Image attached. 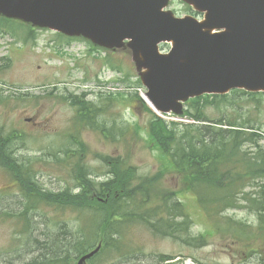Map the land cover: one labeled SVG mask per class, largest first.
Listing matches in <instances>:
<instances>
[{
    "label": "rangeland",
    "instance_id": "1",
    "mask_svg": "<svg viewBox=\"0 0 264 264\" xmlns=\"http://www.w3.org/2000/svg\"><path fill=\"white\" fill-rule=\"evenodd\" d=\"M169 8L180 16L189 13L188 6L181 0H171ZM17 25L21 36L8 35V32L0 36V168L9 167L19 174L23 184H29L26 177L23 178V173L28 171L34 183L32 187L41 192L37 195L27 192L26 197L25 192L15 186L0 191V264L41 262L55 253L68 251L82 234L93 240L99 237L95 236L89 217L99 210L98 202L105 201L93 200L88 193L83 198L92 206L77 208L59 206L53 199L58 200L59 195L81 196L79 184L84 172L98 185L123 166L124 170H133L130 171L133 178L149 182L145 187L157 188L160 194L169 195L168 206L178 199L182 207L174 212L171 221L159 222L158 230L145 221L125 223L121 245L111 252L101 250V245V252L85 264H264L260 242L245 234V243L232 248V240L237 237L236 227L225 224L227 218H232L252 228H256L257 221L261 226L258 210L251 207L226 208L220 213L211 210L213 222L218 220L222 225L221 229H215L195 194L186 187L184 175L169 165V158L161 156L157 143L149 139L150 107L136 85L140 70L127 46L112 54V68L103 59V51H90L86 38L78 37L68 43L49 29L34 27L35 38L25 41L24 27ZM127 75L129 77H123ZM102 92L120 97L107 111L105 107L100 117L101 126L108 127L109 131L104 135L99 125L90 129L83 126L79 131V122L78 127L73 126L78 113L66 98L75 96L99 103ZM231 100L220 110L215 105H207L206 114L216 120L221 118V112L235 110L237 113L238 110L237 115L249 118L255 125L254 131L261 135L251 144H245L243 150L264 152V96L254 100L242 94ZM172 117L181 120V115H167V118ZM112 158L122 159L116 163L117 168L112 166ZM14 176L0 170V188L14 183ZM246 181L247 192L254 193L264 187V178ZM68 190L71 193L67 194ZM43 194L50 198L45 201ZM26 201L29 203L24 204ZM159 202L151 200L149 203ZM159 206L162 205L153 209ZM170 213L171 210L163 208L158 212L160 217ZM184 220L185 224L188 221V230L183 226L186 231L173 235L164 232L171 230V225L177 229ZM41 243L52 253H42ZM79 258L67 264H77Z\"/></svg>",
    "mask_w": 264,
    "mask_h": 264
},
{
    "label": "water",
    "instance_id": "2",
    "mask_svg": "<svg viewBox=\"0 0 264 264\" xmlns=\"http://www.w3.org/2000/svg\"><path fill=\"white\" fill-rule=\"evenodd\" d=\"M186 1L207 10V20L174 17L162 10L168 0H0V14L105 46L131 38L148 96L162 111L181 113V101L206 92L264 89V0ZM165 40L174 43L169 54L158 50Z\"/></svg>",
    "mask_w": 264,
    "mask_h": 264
},
{
    "label": "trees",
    "instance_id": "3",
    "mask_svg": "<svg viewBox=\"0 0 264 264\" xmlns=\"http://www.w3.org/2000/svg\"><path fill=\"white\" fill-rule=\"evenodd\" d=\"M20 29L14 22L0 17V35H16ZM237 91V90H236ZM251 99H256L264 94L250 93ZM214 101L209 97H198L191 100L186 114L198 123H168L162 118L153 115L152 120L148 124L149 139L157 143L159 154L169 160L171 167H176L179 174L184 175L185 185L193 194L206 212L208 218L213 222L214 215L211 210H217L219 213L226 208H256L260 216L262 224L257 221L256 228H252L245 222L227 218L225 224H231L236 227L237 237L233 238L232 248L237 245L244 244L245 234L249 238L257 239L261 248L260 253L264 251V187H259L254 193L246 191L249 187L247 179L264 178V152L260 149L254 153L250 150H243L245 144L254 142L256 137L260 135L254 132L255 126L250 124V119H244L243 114L237 115L233 112H221L222 116L218 119L209 117L207 105H215L219 110L222 105L231 103V99L225 96H213ZM72 103L79 105L81 109L80 117L77 118L87 124L94 123L99 119L101 106L79 97L71 96ZM114 100H120L119 96H114ZM0 99H2L0 97ZM240 99V98H239ZM95 108L92 111L90 108ZM98 110V111H97ZM96 111V112H94ZM150 141V140H149ZM110 159L109 157H106ZM112 166L116 167V163L122 161L121 158H112ZM125 162L122 163V166ZM124 167V166H123ZM123 167L117 168L115 173L112 172L111 178L104 182L94 185L91 180L84 174L82 175L80 189L81 196L77 194L59 195L57 201L59 206L71 205L77 208H90L92 204L83 195L88 193L97 194V197L103 198L105 202L99 203V210H95L89 217L92 220V229H95V237L88 239L85 234L81 238L74 241L68 251L55 253L49 256L48 260L39 262L33 261V264H67L73 258H78L102 241L103 251L111 252L115 247H119L120 239H122L123 229L127 224L135 221H145L154 230L158 224H166L164 220H170L175 216L174 212L180 210L181 204L174 202L172 206H168L167 197L169 195L159 193L157 188L145 187L149 182H141L140 178H133L130 171L124 170ZM145 181H148L145 179ZM248 181V182H249ZM139 182L138 185H133ZM34 193L38 192L35 187ZM71 193L70 190L66 191ZM172 195V194H171ZM162 196L161 199L159 197ZM42 199L47 201L50 196L43 194ZM92 199V197H91ZM97 200V199H93ZM151 200L161 202L151 205ZM99 201V200H98ZM50 202V201H48ZM52 202V201H51ZM92 202V201H91ZM54 203V202H53ZM246 203V204H244ZM81 204H84L81 206ZM157 205L159 206L155 209ZM103 207V208H102ZM171 210L169 216L160 217L158 212L161 209ZM153 209V210H152ZM155 213L152 215V213ZM177 213V212H176ZM93 215V216H92ZM126 219V220H125ZM179 222L177 229L173 225L171 230L164 231L170 235L182 232L186 228L188 230V221ZM215 229H221V223L216 220ZM125 224V226H124ZM186 226V228H183ZM158 230V229H157ZM199 240L201 237L198 238ZM48 241V240H47ZM72 242V241H71ZM70 242V243H71ZM47 243V242H46ZM251 252L250 246L246 247ZM42 253L51 254L48 246L41 243ZM100 250V252H101ZM96 256V255H95Z\"/></svg>",
    "mask_w": 264,
    "mask_h": 264
},
{
    "label": "flooded vegetation",
    "instance_id": "4",
    "mask_svg": "<svg viewBox=\"0 0 264 264\" xmlns=\"http://www.w3.org/2000/svg\"><path fill=\"white\" fill-rule=\"evenodd\" d=\"M0 151H2V147L1 146H0ZM0 170L2 171V168H0ZM24 177H26L25 179L29 181V184H23L22 182H20V179H19L20 176H19V174H17V177L15 178V181H14V183L11 186H13V187L15 186V187H18L19 189L23 190L25 192L26 197H28L29 195L27 194V192L29 194L31 193L30 187L32 185L31 179L28 178V177H30V174L28 173V171L26 173H23V178ZM25 185H27V189L25 188ZM8 188H11V187L9 186Z\"/></svg>",
    "mask_w": 264,
    "mask_h": 264
},
{
    "label": "bare ground",
    "instance_id": "5",
    "mask_svg": "<svg viewBox=\"0 0 264 264\" xmlns=\"http://www.w3.org/2000/svg\"><path fill=\"white\" fill-rule=\"evenodd\" d=\"M16 157V156H15ZM9 162H10V160H9ZM14 162V161H13ZM15 163V162H14ZM24 164V163H23ZM25 181V180H24ZM38 184V183H37ZM37 219V218H36ZM29 221H31V220H29ZM35 224V223H34ZM35 233V232H34Z\"/></svg>",
    "mask_w": 264,
    "mask_h": 264
}]
</instances>
